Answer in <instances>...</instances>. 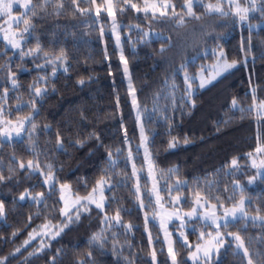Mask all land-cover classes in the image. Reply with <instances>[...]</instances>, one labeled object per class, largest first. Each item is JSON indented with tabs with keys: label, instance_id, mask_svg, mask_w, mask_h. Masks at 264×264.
<instances>
[{
	"label": "trees",
	"instance_id": "16d2710c",
	"mask_svg": "<svg viewBox=\"0 0 264 264\" xmlns=\"http://www.w3.org/2000/svg\"><path fill=\"white\" fill-rule=\"evenodd\" d=\"M144 1L132 0L138 7ZM169 1L186 23H177V15L154 17L114 0L122 30H131L122 40V54L103 23L106 15L98 21L91 11L77 12L71 0H32L21 45L11 49L0 41V129L3 121L30 117L20 137L4 139L0 133V175L5 177L0 181V264H154L153 254L155 264H172L159 227L145 220L141 207L142 201L154 203L121 55L159 184L176 185L173 190L189 204L201 196L232 207L247 197V210L264 216V167H259L264 152L256 154L264 147V112L256 113L264 103V27L251 30L234 14L207 13L201 6L194 8L200 17L195 19L183 12L185 0ZM240 1L261 11L248 22L264 18V0ZM80 7L92 10L93 4L80 0ZM137 24L150 29V36ZM38 46L39 51L21 56ZM215 49L237 66L197 89L190 102L183 74L213 63ZM131 157L140 171V195L133 188ZM234 158L237 167L231 165ZM49 175L53 184L47 188L43 179ZM102 179L107 181L103 210L84 204L69 213L71 220L62 217L60 186L86 197ZM25 192L43 198L20 201ZM58 224L64 228L57 236L25 243L43 226ZM224 230L241 236L243 251L228 244L202 264H248L249 258L264 264L263 223L240 219ZM175 247L177 264H192L189 249L178 240Z\"/></svg>",
	"mask_w": 264,
	"mask_h": 264
},
{
	"label": "rangeland",
	"instance_id": "374dc122",
	"mask_svg": "<svg viewBox=\"0 0 264 264\" xmlns=\"http://www.w3.org/2000/svg\"><path fill=\"white\" fill-rule=\"evenodd\" d=\"M5 2H9V0H5ZM13 3L14 7L12 10V17H21L20 21L18 24H14L13 20L9 18L7 14L0 15V41H2L6 48H11V49H16L12 47V41H18L19 46L21 45V42L23 41L25 37V24L23 23V17H27V12L28 9H25L23 7H20V2L22 0H11ZM217 2H209V1H204L200 0V2H194V8L196 6H201L204 8L205 12L207 13H217V12H208L206 5L209 3L215 4ZM240 7L242 8H248L249 11L247 12V17L251 16H259L261 14V11H258V8L251 4L250 6L241 3L240 0H238ZM98 4H102V2H98ZM147 3L149 5H156V9L149 8V11L144 12L151 14L154 17H162L160 15V11H165L168 14L173 13V3L169 0H148ZM222 7L224 12L228 14H233L235 11V5L230 6L228 4V0H221ZM167 5V6H166ZM185 3L183 4V12L186 13L187 9L184 7ZM145 7V1L143 2V5L141 8ZM261 8V5H259ZM106 8V5H105ZM193 8V10H194ZM93 13V16L100 21L102 19V14L106 15V18L108 21H103V23L109 25L110 27V34L112 35L115 44L120 52L122 54V40L124 37H130V29H123L121 26L125 25L120 24L117 21L116 15L114 17H110L107 14L106 10H103L100 12L99 16L96 14V6L93 5V9L90 10ZM258 11V13H256ZM176 12V10H175ZM167 14V15H168ZM220 14V13H217ZM115 22V29L113 28V23ZM243 25L247 26L251 30H257L259 28L264 27V18H258L255 20H252L250 22L246 20L241 21ZM137 29L144 30L145 33H148L147 36H150L151 30L150 29H145V27L141 24H137L136 26ZM29 29V27H28ZM117 35L119 36V44L117 43ZM7 37V38H5ZM223 53V56L220 55V53ZM215 54L216 58L213 63L206 62L202 65L200 69L195 74H190L188 73L187 75L189 77H193L194 79L191 81V88H189V84L185 82V74H183L184 78V85H185V91L186 95L188 96V99L190 102H192V96L196 93L197 89H204L210 84H212L214 81H216L220 76L223 74L231 71L237 66V63L235 62L234 67L228 68L227 70H222L223 65L225 61L227 63L231 64L232 61H228L224 57V52L223 50L215 49ZM126 77V82H127V87H128V92H129V97L130 101L134 110V114L136 117V122H137V127H138V132H139V149L141 150V153L144 156V163H145V170H146V177L148 180V191H149V196L154 203L153 206H150L148 202H141V207L143 208L144 212V217L146 221H152L154 222L158 227L159 231L162 236V240L165 246V250L167 251L168 257L173 264L172 256L169 254V246L171 242V247L173 249V253L175 254L176 257V247H175V240L180 241L185 247L189 249V252L187 254V260L191 262L192 264L200 263L202 264L204 261H208L212 259L214 256L218 254L215 248L212 249L210 256L205 257L203 255V252H199L196 254V258H192L191 253L196 252V246L199 244L201 247L206 246L207 242L210 240H213V237H215V233L218 231V229L211 224L210 221H207L205 219L206 215H210L212 212H215L220 219L218 220V223L223 225L225 223L224 219V212L225 209H231V207H219V205H216L215 208L211 207L212 205L205 199H203L201 196H196L191 199V203L189 204L184 197L182 193H178L177 191H174L173 188L176 187V185H170L166 187H162L158 179L156 177V174L154 172V167L151 161L149 149H148V155L146 156L145 154V149L144 147L141 146L142 142V137H141V131L143 130V136L144 134V129H143V122L141 119L140 112L138 110L137 102L135 105H133V98H135V93L133 87L131 89L129 88V83L130 82V77L129 73L127 75L125 74ZM207 81L205 83L204 87H201V82ZM132 86V85H131ZM136 100V98H135ZM264 108L261 106L256 109V113H263ZM30 122V119H24L21 122H2V129H0V133L3 136L4 139H11V138H17L20 137L23 133V130L27 128L28 124ZM21 123H23V127L20 128ZM20 128L19 134H17L16 129ZM146 146H147V140H146ZM263 147V146H261ZM262 153V152H259ZM258 152H256L257 155H259ZM253 160H255V157L251 159V163L253 165ZM255 163L257 165V161L255 160ZM131 164H132V170H133V179H134V185L133 188L134 190L140 195L142 193V188L141 184L142 181L139 179V169L136 167L134 160H132L131 157ZM49 176H46L43 179L44 184L46 185L47 188H50L53 184V179H48ZM45 180H48V183H45ZM103 181V183H100ZM107 181L105 179H102L98 182L96 187L94 188L95 191L92 190V192L86 196V197H80L76 196L73 194V192L70 190V188L67 185H62L60 186V201H61V214L63 218L68 217L69 213L77 208L78 206L83 207L84 204H90L94 205L97 207V203H100L103 205L102 208H98L100 210H103L105 203H106V198H105V191L107 188ZM66 186V187H64ZM145 189V188H144ZM163 190H165L163 192ZM27 197L24 200L20 201H25V200H36V201H41L43 196L41 194L39 195H31L27 193ZM35 197V199H33ZM159 197V199H158ZM88 198V199H86ZM249 202V199L247 197H244V209L245 212L247 213L246 218H239L236 220H233L231 216L227 217L228 224L235 222L237 220L243 219L245 222H253V223H263L264 224V219H253V217L259 216L256 214H253L252 212H249L247 210V204ZM150 209V210H149ZM193 209H196V212L192 216H188L187 213L192 212ZM241 214L237 213V216L239 217ZM264 217V216H261ZM4 219V215L0 216V220ZM162 222H164V227L161 226ZM45 225L42 228H40L38 231L32 233L30 237L27 240V243L32 242L35 239H40L38 244H41V241L46 238V237H55L57 236L56 233H59L63 228L64 225L58 224L56 226H49ZM210 227L211 229L207 230L206 227ZM221 236L219 239L223 240L224 243L223 245L219 248V250L228 244H231L234 246V249L236 251H243L242 247H238L239 242L235 240L233 235H229V233H232L229 230H224L223 227L219 229ZM189 233H196V236L193 235V237L190 236ZM201 233H203V238L201 237ZM211 233V235H209ZM183 234V235H181ZM207 235V236H205ZM185 239L188 241V243H185ZM195 240H200L199 242H196ZM177 264V261H176Z\"/></svg>",
	"mask_w": 264,
	"mask_h": 264
},
{
	"label": "snow or ice",
	"instance_id": "6c2138e0",
	"mask_svg": "<svg viewBox=\"0 0 264 264\" xmlns=\"http://www.w3.org/2000/svg\"><path fill=\"white\" fill-rule=\"evenodd\" d=\"M194 2H200V0H185L184 7L187 9L186 15L189 16V17H194L195 19H199L200 17L193 10ZM71 3L73 5H75V11H77V12L85 13V12L90 11L89 8L80 7V0H71ZM91 3L96 6V14H97V16H99L100 12L103 11V10L107 11L108 16H110V17H114L115 16V10L114 9L116 8L117 4L114 3V0H103L102 4H98L97 0H91ZM31 4H32V0H22V2H20V7H23L25 9L31 10L30 9V5ZM124 4L130 5L131 8H133L137 12H140V11L147 12V11H149V8L156 9V5H154V4L153 5H149L147 3V0H145V7H143V8L138 7V5L136 3H133L132 0H124ZM228 4L230 6V9H231L232 5H235V11L233 12V14L238 16L240 21H244V20L247 19V15L246 14L249 11V9L240 7V4H239L238 0H228ZM105 5H106V8H105ZM13 7H14V5L11 2V0H9V2H5V0H0V15L7 14L9 16V18L13 20L14 24H18L20 19H21V17H12L11 13H12ZM58 7H63V4H58ZM206 8H207L208 12H217V13H220L221 15H227L228 14V13L224 12L221 0H217V2L215 4H212V3L207 4ZM119 10L121 12H124L125 8L124 7H120ZM167 14L168 13H166L165 11H160V15L161 16H165ZM172 14L179 16V19L177 20V23H179V24L186 23L184 15L176 13L174 6H173V13ZM23 23L26 26L24 31L27 32L28 31V27H30V25H29V20H28V18L26 16L23 17ZM115 27H116V25H115V22H114L113 23V28L115 29ZM144 35L147 36L148 33H145ZM5 38H7V37H5ZM117 43L119 44V36L118 35H117ZM12 47L13 48L19 47V42L13 40L12 41ZM39 50L40 49H39V46H38L36 49H30L29 53H23L22 52L21 56L29 55L31 52L39 51ZM160 51L163 53L164 52V48L162 47ZM220 55L223 56V53L221 52ZM61 58H63V57L62 56L58 57V59H61ZM121 62L124 63V65H125L124 72L127 75V73H128L127 61L124 59L123 55H121ZM234 65H235V61L232 62L231 64H229V63H227V61H225L222 70H227L228 68L234 67ZM193 79L194 78L193 77H189L187 75V73L185 74V82L189 84V88H191V86H192L191 85V81ZM80 83H83V81H80ZM205 83H207V81H203L202 80L200 86L204 87ZM13 85L15 86V81H13ZM131 87H132L131 83H129V88L131 89ZM35 91H36V94L38 96L41 94V89L36 88ZM135 104H136V100H135V98H133V105H135ZM232 104L235 107L237 105V101L234 99L232 101ZM261 107L264 108V103L261 104ZM241 111H243V109H241ZM26 119H30V117L26 118ZM22 127H23V123H21V125H20V128H22ZM33 127H34V125H33ZM20 128L16 129L17 134H19ZM141 137H142L141 146L144 147L145 154L147 156L148 155V147L146 146L147 137L143 136V130L141 131ZM185 142H187V141H185ZM57 143L58 144L61 143L59 138L57 140ZM174 146H175L174 143H170L169 144V147H174ZM256 152H258V153L259 152H264V147H257ZM27 164H28V167L31 168L33 162L30 160V161L27 162ZM231 165L233 167H237L238 166L237 159L234 158L231 161ZM24 167H25V164L23 162H21L20 168L24 169ZM253 167H258L256 165V163H255V160H253ZM259 167H264V160H261V164L259 165ZM4 179H5V177L0 175V181H3ZM48 179H53V177L51 175H49ZM253 179H254V177H253ZM45 183H48V180H45ZM100 183H103V181H101ZM178 183H179V181H178ZM64 187H66V186H64ZM98 187H99V184H98ZM237 187H239V184H237ZM93 191H95V189H93ZM27 195H28L27 192L21 194L20 199L24 200L27 197ZM33 199H35V197H33ZM86 199H88V198H86ZM158 199H159V197H158ZM243 205H244V197L242 196L241 199L238 202L233 204L231 209H227L226 208L225 212H224L225 223L223 225L218 223V220L220 219V217H218L215 212H212L210 215H206L205 219L207 221H210L211 224L218 229V231L215 233V237H213V240L208 241L206 246L201 247L199 244H197L196 252L191 253L192 258L195 259L196 258V254L199 253V252H203V255L207 258V257L210 256V253H211L213 248H215L217 252L219 251V248L224 243L223 240L219 239V237L221 236V233H220L219 229L221 227H223V228H227L228 227V220H227L228 216H231L233 220H236V219H239V218H246L247 217V213L245 212V209H244ZM96 206L98 208H102L103 207V205L100 204V203H97ZM211 207L215 208L216 205H212ZM219 207H224V205L220 204ZM195 212H196V209H193L192 212L187 213V215L188 216H192ZM237 213H240L241 215L238 217ZM3 215H4V205L0 204V216H3ZM68 219L71 220V216H69ZM77 219H79L78 216H77ZM119 219H120L119 213H117L116 220L119 221ZM253 219H264V217L256 216V217H253ZM161 226L164 227V222H162ZM56 234L58 235L59 233H56ZM181 235H183V234H181ZM203 235L204 234L201 233V237L202 238H203ZM209 235H211V233H209ZM229 235H233L235 240L239 242L238 247H242V248L244 247L243 241L241 240V236L239 234L229 233ZM93 239H96V237H93ZM25 243H27V241H25ZM185 243H188V241L186 239H185ZM18 250L19 249H17V251ZM169 254L172 256L173 264H176V257H175V254L173 253V249L171 247V242H170V246H169ZM244 254H245L246 257L250 256L247 248H244ZM153 261H154V264H155V254H153ZM248 264H253L251 258H249Z\"/></svg>",
	"mask_w": 264,
	"mask_h": 264
}]
</instances>
